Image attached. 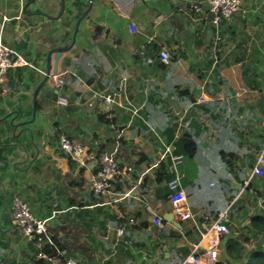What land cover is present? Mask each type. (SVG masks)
<instances>
[{"label":"crops","instance_id":"1","mask_svg":"<svg viewBox=\"0 0 264 264\" xmlns=\"http://www.w3.org/2000/svg\"><path fill=\"white\" fill-rule=\"evenodd\" d=\"M0 42L27 62L0 81V264H57L20 238L15 197L63 260L175 264L227 211L216 264H264V174L244 184L264 135V0L216 27L207 0H0ZM103 151L110 195L90 187ZM173 179L188 219L167 218Z\"/></svg>","mask_w":264,"mask_h":264},{"label":"built area","instance_id":"2","mask_svg":"<svg viewBox=\"0 0 264 264\" xmlns=\"http://www.w3.org/2000/svg\"><path fill=\"white\" fill-rule=\"evenodd\" d=\"M240 0H207V10L211 23L216 27L221 23L230 21L233 13L238 9ZM193 8L198 9L196 5ZM130 31H134L135 27L129 24ZM161 60H168V53L161 49L158 52ZM27 62L20 56H14L12 50L0 42V81L3 80L4 74L11 67L22 66ZM63 78H56L55 83L58 88L64 84ZM60 102L66 103L65 98H60ZM59 148L72 159L81 161L86 155L84 147L76 142L71 141L65 134H61L58 140ZM178 157V156H176ZM99 167L90 179L91 189L103 195L111 194L112 179L119 172V165L111 152L103 151L97 157ZM264 174V135L257 149V158L251 173L244 184H248L249 180L254 176ZM171 192L169 202L174 216L179 220H185L192 216L189 209L186 195L177 179H173L169 183ZM126 193L117 194L119 197ZM227 211L220 212L217 218L212 221L202 235V240L206 241V246L201 248V243L194 245L192 250L181 260L175 264H216L218 260V248L222 236L227 232V226L222 219L227 217ZM11 219L18 229L21 239L36 240L35 244L39 247L36 252V258H48L47 253L42 250L43 244H52L51 232L44 225V221L36 217L30 210L28 204L20 197H15L12 201ZM154 223L161 224L159 218L154 219ZM64 264H80L72 258H67Z\"/></svg>","mask_w":264,"mask_h":264},{"label":"trees","instance_id":"3","mask_svg":"<svg viewBox=\"0 0 264 264\" xmlns=\"http://www.w3.org/2000/svg\"><path fill=\"white\" fill-rule=\"evenodd\" d=\"M158 52V51H157ZM156 52V53H157ZM152 56H154V54L152 55ZM216 216H217V214H216ZM52 241H53V243L52 244H49V243H46V244H43L42 246H41V248H42V250H44L46 253H47V255L49 256V260L52 258V259H54V258H56V263L58 264H64V261L65 260H63L62 259V257L60 258L59 256L58 257H55V256H57V251L58 250H56V240L54 241V238H52ZM34 242V241H33ZM35 242H36V240H35ZM35 242H34V251L35 252H37L38 251V249H39V247L35 244ZM51 257V258H50ZM43 259H40L39 261H42Z\"/></svg>","mask_w":264,"mask_h":264},{"label":"water","instance_id":"4","mask_svg":"<svg viewBox=\"0 0 264 264\" xmlns=\"http://www.w3.org/2000/svg\"><path fill=\"white\" fill-rule=\"evenodd\" d=\"M90 6H91V3L89 4V7ZM66 48H69V46L66 47ZM61 52H62V49L61 48H54L47 55V60L50 61L51 53L54 54L53 55V58H54L55 62H54V65H53V72H56V70H57V60H58ZM48 72H50V68H49ZM167 216H168L167 218H168L169 221H172L173 218H174V214L173 213H170Z\"/></svg>","mask_w":264,"mask_h":264},{"label":"rangeland","instance_id":"5","mask_svg":"<svg viewBox=\"0 0 264 264\" xmlns=\"http://www.w3.org/2000/svg\"><path fill=\"white\" fill-rule=\"evenodd\" d=\"M53 73H55V72H53Z\"/></svg>","mask_w":264,"mask_h":264}]
</instances>
